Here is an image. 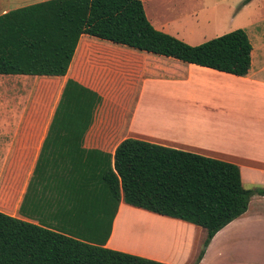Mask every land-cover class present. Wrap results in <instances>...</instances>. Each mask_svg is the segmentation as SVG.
Masks as SVG:
<instances>
[{"label": "trees", "instance_id": "16d2710c", "mask_svg": "<svg viewBox=\"0 0 264 264\" xmlns=\"http://www.w3.org/2000/svg\"><path fill=\"white\" fill-rule=\"evenodd\" d=\"M84 36L238 77L252 66L242 29L193 46L156 29L144 0H49L0 16V75L65 77ZM94 52L116 62L91 77L96 91L70 81L52 134L100 139L90 148L78 143L60 191L42 185L38 164L21 211L55 229L0 212V264H163L105 247L121 202L204 229L201 260L264 189L246 190L231 163L137 139L118 144L141 62L100 47Z\"/></svg>", "mask_w": 264, "mask_h": 264}, {"label": "crops", "instance_id": "0c3cea01", "mask_svg": "<svg viewBox=\"0 0 264 264\" xmlns=\"http://www.w3.org/2000/svg\"><path fill=\"white\" fill-rule=\"evenodd\" d=\"M12 4L13 0H0V16L14 11ZM247 30L253 51L252 66L245 77L87 36L80 40L65 77L0 75V212L55 229L42 224L36 216L23 214L21 209L38 164L42 167V185L60 191L69 166L66 159L80 155L76 150L78 143L83 141L90 148L91 142L100 139L99 134H52L55 115L70 81L93 90L91 77L105 68L104 63L116 62L113 54L99 56L95 53L98 47L127 54L141 62L118 133V144L126 139H137L231 163L240 168L244 186L264 189V18ZM4 83L11 91L19 84L26 90L33 88L21 118L18 101H2ZM47 195L49 197L50 193ZM155 219L176 230L186 226L200 230L192 224L121 202L105 247L163 264H194L201 252H195L190 235L175 231L166 239L170 242L173 238L176 251L154 250L153 244L162 246L164 243L148 231L137 232L140 228L146 229L145 226L152 227ZM254 238H264V197L258 195L252 198L241 218L213 238L196 264H264V246L255 243Z\"/></svg>", "mask_w": 264, "mask_h": 264}, {"label": "rangeland", "instance_id": "374dc122", "mask_svg": "<svg viewBox=\"0 0 264 264\" xmlns=\"http://www.w3.org/2000/svg\"><path fill=\"white\" fill-rule=\"evenodd\" d=\"M49 0H13V10L25 8L29 4L35 5ZM144 0V7L148 18L160 31L168 33L183 42L193 46L201 45L209 40L242 29L248 33L252 24L264 18V0ZM12 11V10H11ZM16 78V77H11ZM30 83V81H29ZM24 85V84H23ZM32 87V86H31ZM24 89L22 84L13 87L12 91L7 83L3 84L2 101H18V115L21 118L30 101L32 89ZM59 175H55L57 178ZM52 177L54 175L52 174ZM62 182V181H61ZM62 184V183H61ZM252 190L250 185L244 186ZM150 233L153 227L145 226ZM194 244V250L202 251L207 232L202 228ZM159 234V233H158ZM190 235V234H189ZM158 237H165L161 234ZM193 238H189L192 241ZM165 240V239H164ZM162 241L166 244L165 241ZM253 241L264 246V238H254ZM174 242H169L171 244ZM200 255V253H199ZM194 264L197 263L198 257ZM195 253L190 261L194 260Z\"/></svg>", "mask_w": 264, "mask_h": 264}, {"label": "bare ground", "instance_id": "6f19581e", "mask_svg": "<svg viewBox=\"0 0 264 264\" xmlns=\"http://www.w3.org/2000/svg\"><path fill=\"white\" fill-rule=\"evenodd\" d=\"M145 222V221H144ZM148 223V222H146ZM152 227L155 228V229H152V231H150V233L152 235H154V237H157L160 241H164L166 242V244H162V246H159L157 244H153L151 247L154 248V250H156L157 248H162V249H169V250H175L173 247H176L174 244H176L172 239H170L171 242H174L169 244L168 240L165 238V237H158L159 234H161L162 236H168V234H174L175 231H179L180 233L183 234V236H188L190 234L191 238H193V240L195 241L196 237H197V234H198V231H194L192 229H190V227L186 226L185 227H181L179 230H176L175 227H173L172 225H169L167 223H164V222H160L159 220L155 219V220H152ZM179 226V225H178ZM137 232H143V233H146V230L143 229V228H140L139 230H137ZM159 233V234H158ZM170 236V235H169ZM116 238V237H115ZM171 238V237H170ZM181 239V238H180ZM163 243V242H162ZM195 244V242H194ZM193 246V245H192ZM193 249V248H192ZM191 250V249H190ZM184 252V251H183ZM185 252H186V249H185ZM188 257V256H187ZM189 260V259H188ZM183 263V262H181ZM185 263V262H184Z\"/></svg>", "mask_w": 264, "mask_h": 264}]
</instances>
